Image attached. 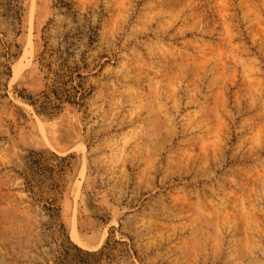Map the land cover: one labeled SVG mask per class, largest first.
Here are the masks:
<instances>
[{
  "label": "rangeland",
  "instance_id": "obj_1",
  "mask_svg": "<svg viewBox=\"0 0 264 264\" xmlns=\"http://www.w3.org/2000/svg\"><path fill=\"white\" fill-rule=\"evenodd\" d=\"M60 64L83 106L41 117L22 97ZM32 152L72 156L58 198L83 250L264 264V0H0V264L57 255Z\"/></svg>",
  "mask_w": 264,
  "mask_h": 264
},
{
  "label": "trees",
  "instance_id": "obj_2",
  "mask_svg": "<svg viewBox=\"0 0 264 264\" xmlns=\"http://www.w3.org/2000/svg\"><path fill=\"white\" fill-rule=\"evenodd\" d=\"M41 67L43 72L46 71L44 77L46 90L39 96L38 100L22 97L34 107L39 116L52 119L61 114L66 105L83 106L81 104L84 98L81 73L73 71L70 67L67 68L64 64H60L57 71H54L53 67L49 65H42ZM44 156V152H32L27 157L25 182L26 191L31 196L33 203L40 205L50 220V227L47 229L58 248L53 263L122 264V259L118 261V258L113 254L115 249L111 247L110 239L98 252L86 251L71 243L62 221V208L58 195L64 191L62 182L68 172L67 168L71 167L70 164L66 166L65 164L72 156L61 158L54 155V159L50 160H46ZM54 162L60 164L55 165ZM46 192H49L52 197L45 198ZM115 244L121 243L115 242ZM129 252L133 253L134 251L130 249L127 252V255L132 257Z\"/></svg>",
  "mask_w": 264,
  "mask_h": 264
}]
</instances>
